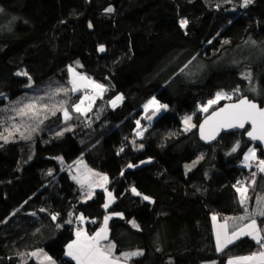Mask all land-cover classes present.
<instances>
[{
  "label": "trees",
  "instance_id": "trees-1",
  "mask_svg": "<svg viewBox=\"0 0 264 264\" xmlns=\"http://www.w3.org/2000/svg\"><path fill=\"white\" fill-rule=\"evenodd\" d=\"M241 3L0 0V135L8 137L7 142L0 138V264H34L27 249L38 247L59 264H75L65 252L76 230L92 235L107 215L116 253H144L131 264H227L230 257L261 250L244 236L218 252L212 216L223 221L244 212L233 186L239 177L251 176L244 153L256 147L264 159L263 148L248 141L245 131L224 133L213 144L201 142L197 133L205 115L200 106L218 91L239 88L243 96L264 103V54L247 66L256 91L247 87L241 67L220 61L246 41L264 44V0H253L247 8ZM109 7L112 12L105 11ZM181 19L188 20L186 28L180 27ZM70 65L105 87L85 115L72 110L82 91H71ZM22 72L28 76L17 75ZM59 88L68 89L71 106L62 105L65 93H57ZM117 95L124 99L113 108L109 102ZM152 97L168 108L148 121L143 105ZM28 103L36 104L39 113L60 103L72 119L65 121L56 109L33 131V118L17 114ZM186 113L194 114L197 125L189 131L182 122ZM137 120L140 130L146 129L142 137L136 135ZM237 141L240 147L231 153ZM58 155L66 162L82 158L107 174L106 188L114 197L107 210L102 188L82 200ZM256 183L249 212L256 193L264 195V174ZM132 187L142 195H134ZM30 211L37 215H20ZM53 214H58L55 221ZM81 214L83 223L76 219Z\"/></svg>",
  "mask_w": 264,
  "mask_h": 264
},
{
  "label": "snow or ice",
  "instance_id": "snow-or-ice-1",
  "mask_svg": "<svg viewBox=\"0 0 264 264\" xmlns=\"http://www.w3.org/2000/svg\"><path fill=\"white\" fill-rule=\"evenodd\" d=\"M253 3V0H242L241 7L247 8L248 5ZM0 11H3L0 9ZM107 12H112L113 9L111 7L105 9ZM188 20L183 19L180 21V27L185 28L188 25ZM89 27H92L89 24ZM211 43V41H209ZM227 43V41H225ZM100 52H104L105 48L103 46L99 47ZM69 72L72 74L71 83V91L73 93L80 91L81 88L88 89L91 88L93 90L94 95H88L85 93L83 97L80 98L79 103L73 105V111L79 113L81 115H85L87 112L91 111L92 105L95 99L100 96L102 97L105 88L103 85L96 83L85 75H82L76 71L75 68L69 66ZM17 75L28 76L27 72L17 73ZM31 79V77H29ZM244 79L251 81L252 75L251 73H247L244 75ZM30 86V85H29ZM57 93L64 92L67 95L68 89L59 88L56 90ZM252 91H256L254 88ZM240 89L237 88L234 90L233 94H239ZM232 95L224 92H217L214 99H210L207 101V104L202 106L199 110L201 112H208L209 108L213 105L219 103L222 99H231ZM124 97L122 95H117L113 100L109 103L113 108L117 107L118 102H122ZM87 102V103H86ZM63 105V102H62ZM61 107L57 110L63 112V117L65 121L71 120L72 116L69 113L68 108ZM47 109V106H44ZM168 105L161 104L155 97H152L143 105V110L145 113L144 119L151 121L158 113L162 110H166ZM150 113V114H149ZM17 114L21 117L30 116L31 118H38L40 113L34 103H28L23 105L20 109H18ZM56 111L52 112V115H55ZM192 117L187 116L184 118L183 123L185 125V131L191 130L193 127H197V125L191 124ZM43 121L41 120L40 123ZM250 124L251 130H246L247 136L252 141H259L261 144H264V107H261L253 100H250L246 96H242L235 103L226 104L223 107L219 108L216 111H213L209 116L205 118L202 124L199 125L200 137L205 141L215 140L221 131L230 130V129H245V125ZM137 131L136 135L138 137L143 136V131L146 129H141L140 120L136 121ZM16 131H20L19 127L15 128ZM70 128H66L65 131H70ZM35 131V129H33ZM63 133H57V135H62ZM11 135V132L9 133ZM20 136L22 139H30V136H25L24 132H20ZM0 138L4 139L5 142L8 141V137H4L0 135ZM135 144V141H132ZM142 148L143 145H140ZM240 147V142L237 141L235 146L232 147L231 153L237 152ZM124 149L121 148L122 152ZM264 151V149H262ZM229 153V155L231 154ZM202 158V157H201ZM256 162V168L260 173H264V159L257 158V148H249L247 152L244 153L243 163L244 166L251 168L252 163ZM83 161H80L82 164ZM141 163H145L142 161ZM195 163V162H194ZM137 165L129 164L128 168L136 167ZM189 167L190 166H186ZM86 171L84 173H80L72 177L81 188H86L87 191L85 193L86 199H91L94 194V188L99 187L107 193L108 200L105 202L103 207L107 210L112 202H114V197L112 192L108 191L105 185L108 183L107 175L97 173L92 169H89L85 166ZM123 175V172L121 173ZM253 177L257 175L254 171L251 173ZM252 185L256 184V180L253 179L251 181ZM236 191L239 193V203L244 208L245 215L229 218L225 217L223 223L218 222V217L216 215L212 216V220L215 224V241H216V250L218 252H224L225 249L228 248L229 245L234 244L241 237L247 236L256 242L260 246V251L252 252L247 256H235L230 257L227 261V264H264V220H261L258 224L257 217H264V196H259L256 198V204L259 205L258 208L254 209L251 213H249V209L247 207L249 196H248V187H245L242 181H237ZM131 192L134 195L140 196L142 195L135 187L131 188ZM145 201H151V198L147 195L143 196ZM40 211H44L41 209ZM35 215V214H33ZM58 214L52 215V220L57 219ZM114 215H119L122 217V214L115 213ZM78 221L81 223L84 222L85 217L81 214L76 217ZM111 219V215H107L104 217L103 226L95 231L92 235H89L83 228H78L75 232L76 239L71 243L67 244L65 255L70 257L75 261V264H122L121 257H123V264H127L133 257L142 256L144 253L141 250L132 251V252H122L119 255H116V245L109 241L108 236V221ZM230 219L245 221L248 220V223L242 224V226L233 228L231 231L230 225L228 221ZM94 222V221H93ZM66 223L71 224L72 220L66 221ZM133 227H138L134 221H131ZM59 227V225H58ZM104 241H108V243H103ZM31 256L41 257V264H57V262L49 256L47 253L40 250L38 252H33L30 254Z\"/></svg>",
  "mask_w": 264,
  "mask_h": 264
},
{
  "label": "rangeland",
  "instance_id": "rangeland-1",
  "mask_svg": "<svg viewBox=\"0 0 264 264\" xmlns=\"http://www.w3.org/2000/svg\"><path fill=\"white\" fill-rule=\"evenodd\" d=\"M181 20H183V19H181ZM186 28V27H185ZM264 54V44H258V43H253V42H251V41H246L245 43H243V44H241L240 46H238L237 48H235V51H232L231 53H229V54H227V55H224V56H222L221 57V59H220V61H225L226 63H227V61L229 60L230 62L228 63V64H233V65H236L237 67H241L240 69H242L243 70V73H251V70H249V68H247V66L248 65H252L253 64V60H254V58L255 57H257V56H260V55H263ZM71 67H73V68H75L76 69V71L78 72V73H80V74H82V75H85V76H87L88 78H90L91 80H93V81H95L96 83H98V84H101V85H103L101 82H99L98 80H96V79H94V78H92V77H90L87 73H85V72H83V71H80V70H78L77 69V67H75L74 65H70ZM188 66H186V68H187ZM251 67V66H250ZM68 69H69V67H68ZM69 71V70H68ZM69 77H70V80L72 79V74L69 72ZM248 85L249 86H247V87H252L253 86V88L254 89H256L257 87V85H256V81H255V77L254 78H252L251 79V81H249V83H248ZM104 86V85H103ZM105 88V87H104ZM248 89V88H247ZM81 91H82V97L85 95V93H87L88 95H94V93H93V90L91 89V88H88V89H83V88H81L80 89ZM234 90L235 89H230V90H221V91H218V92H224V93H228V94H230V95H232V98L230 99V100H235V99H237V98H240L241 96H243V94L241 93V90H240V92H239V94H233L234 93ZM104 93V92H103ZM242 94V95H241ZM68 95V94H67ZM67 95H63L62 96V99H63V105L64 106H71V103L74 101H72V100H70V98H69V100L67 99ZM216 96V95H215ZM215 96L213 97V98H211V99H214L215 98ZM71 97V96H70ZM98 97H100V96H98ZM97 97V98H98ZM96 98V99H97ZM96 99H95V101H96ZM79 100H80V96H79V99L77 98V99H75V101H74V104H76V103H79ZM210 100V99H209ZM223 100H226V101H228L229 99H222V100H220L219 101V103L220 102H222ZM94 101V102H95ZM87 103V102H86ZM219 103H217V104H215V105H213L211 108H213L214 106H216V105H218ZM56 104V106H48V111L47 110H42V112L40 113V115H39V117L38 118H33V120L35 121L34 123H33V125L34 126H32V129L34 128V127H36V128H38V127H40V128H42L43 127V122L45 121V119L46 118H49L50 116V114L53 112V111H55L56 109H59L60 107H61V104L60 103H55ZM73 104V105H74ZM207 104V103H206ZM205 104V105H206ZM93 105H94V103H93ZM92 105V106H93ZM202 106H204V105H201L200 106V108L202 107ZM211 108H209V110L211 109ZM208 110V111H209ZM70 113V112H69ZM203 114H206L207 112H202ZM71 115V114H70ZM187 116H191L192 117V120H191V124H196L195 123V120H194V114H192V113H186V114H184L183 115V117H182V122H183V120H184V118L185 117H187ZM43 121L42 123H40V121ZM183 126H184V128H185V125H184V123H183ZM256 148V147H255ZM57 160L61 163V166H63V168L64 169H66V170H68L70 173H71V175H72V177L73 176H75V175H78V174H80V173H84L85 171H86V168H85V166L87 167V168H89V169H92L93 171H95V172H97V173H101V174H104V175H107L106 173H104V172H101V171H99V170H96V169H94L93 167H91L90 165H88V163L85 161V160H83L82 158H80V159H77L76 161H74V162H66V160H65V158L62 156V155H58L57 157ZM257 158L258 159H262V158H260L259 156H258V154H257ZM80 161H83V163L82 164H80ZM253 165H252V168H251V171L252 172H256L257 173V175L255 176V177H253L252 175L250 176H247V178H246V181L243 183L244 184V186L245 187H248V196L250 197V195L253 193V191L256 189V185H257V183L255 184V185H252L251 184V181L253 180V179H255L256 181H257V177L259 176V175H261V174H263V173H260L259 172V170L256 168V162H251ZM108 177V176H107ZM79 185V184H78ZM107 185V184H106ZM106 185H105V187H106ZM237 186V185H236ZM240 186V185H239ZM239 186H237V187H239ZM79 189H80V191H81V193H82V200L83 201H87V200H89V199H86L85 198V193H86V191H87V189L86 188H81V186L79 185ZM97 189H100L99 187H96V188H94V193H95V191L97 190ZM249 193H251V194H249ZM93 196H94V194H93ZM92 196V197H93ZM24 219V218H23ZM218 222L219 223H223L224 221H220V220H218ZM214 224V223H213ZM25 225H28V224H25ZM8 230V229H7ZM25 230L28 232V230H32L31 228H25ZM229 231H230V229H229ZM26 232V233H27ZM214 234H215V224H214ZM69 243H71V242H69ZM68 243V244H69ZM40 250H43V252H45V253H47L46 252V250L45 249H42V248H40V247H38L34 252H38V251H40ZM67 250V249H66ZM48 254V253H47ZM49 255V254H48ZM50 256V255H49ZM68 257V256H67ZM53 258V257H52ZM70 258V257H69ZM34 259H35V263L34 264H41V260H42V256L41 257H36V256H34ZM56 262H57V264H59V262L55 259V258H53ZM203 264H217L215 261H213V260H210V261H206V262H204Z\"/></svg>",
  "mask_w": 264,
  "mask_h": 264
},
{
  "label": "crops",
  "instance_id": "crops-1",
  "mask_svg": "<svg viewBox=\"0 0 264 264\" xmlns=\"http://www.w3.org/2000/svg\"><path fill=\"white\" fill-rule=\"evenodd\" d=\"M264 174V173H263ZM259 196H264V195H262L261 193H259V192H257L256 193V196H255V201H254V203H253V206L251 207V211L249 212V213H251L254 209H256V208H258L259 207V205H257L256 204V198L257 197H259ZM17 214V213H16ZM33 214H35V215H33ZM20 215H22V216H24V217H28V218H30V217H33V216H36L37 215V213H35V212H25V213H22V214H20ZM242 215H245V213L243 212V213H239V214H237V215H230V216H227V217H229V218H235V217H239V216H242ZM11 216H9V218H10ZM258 218L259 217H257V221H258ZM221 221V220H220ZM224 221V220H223ZM228 223H229V225H230V231L233 229V228H237V227H240V226H242V224H244V223H248V220H245V221H239V220H234V219H230L229 221H228ZM258 224H259V222H258ZM262 234H264V233H262ZM242 238V237H241ZM76 239V238H75ZM75 239H73V240H75ZM72 240V241H73ZM71 241V242H72ZM109 241H111L112 243H114V241H112V240H110L109 239ZM103 243H108V241H104ZM115 244V243H114ZM37 248H29V249H27V253H28V255L30 256V257H32V259L35 261V259H34V256H31L30 254L31 253H33L35 250H36ZM137 250H140V249H134V250H126V251H123V252H132V251H137ZM142 251V250H141ZM122 253V252H121ZM116 255H119V254H117V253H115ZM248 255H250V254H248ZM243 256H247V255H243ZM121 261H122V264H123V257H121ZM36 262V261H35ZM127 264H131L130 263V260L129 261H127Z\"/></svg>",
  "mask_w": 264,
  "mask_h": 264
},
{
  "label": "water",
  "instance_id": "water-1",
  "mask_svg": "<svg viewBox=\"0 0 264 264\" xmlns=\"http://www.w3.org/2000/svg\"><path fill=\"white\" fill-rule=\"evenodd\" d=\"M244 96L248 97L250 100H253L255 103H257V104L260 105L261 107H264V103L262 104L260 101L255 100V99H252V98H250V97L247 96V95H244ZM238 99H239V98H237V99H235V100H228V101H225L224 103H222L221 105H219L217 108H215V109L209 111L208 113H206V114L203 116L202 120L199 122L198 127H197L198 138H199V140H200L201 142H203V143H205V144H213V143L217 142V141L219 140V138L221 137V135L224 134V133H230V132H234V131H245V137H246V139H247L248 141H250V142H252L253 144H255V145H257V146H260V147H262V148L264 149V144H261L259 141H252V140L247 136V134H246V130H251V125H250V124H246V125H245V129H230V130H224V131H221L220 134L217 136V138H216L215 140L205 141V140L201 139V137H200V131H199V125L203 123V121L205 120V118H206L207 116H209L213 111L218 110L219 108L223 107L224 105L237 102Z\"/></svg>",
  "mask_w": 264,
  "mask_h": 264
},
{
  "label": "built area",
  "instance_id": "built-area-1",
  "mask_svg": "<svg viewBox=\"0 0 264 264\" xmlns=\"http://www.w3.org/2000/svg\"><path fill=\"white\" fill-rule=\"evenodd\" d=\"M253 165V164H252ZM246 178L247 177H239L238 179H237V181H242L243 183L246 181ZM237 181H236V185H237ZM237 186H239V185H237Z\"/></svg>",
  "mask_w": 264,
  "mask_h": 264
}]
</instances>
